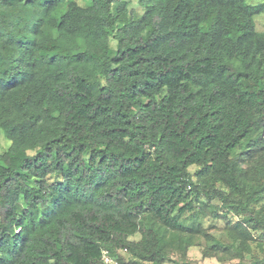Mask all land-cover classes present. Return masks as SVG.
<instances>
[{
	"label": "trees",
	"instance_id": "obj_1",
	"mask_svg": "<svg viewBox=\"0 0 264 264\" xmlns=\"http://www.w3.org/2000/svg\"><path fill=\"white\" fill-rule=\"evenodd\" d=\"M138 4L0 0V264H264V1Z\"/></svg>",
	"mask_w": 264,
	"mask_h": 264
},
{
	"label": "rangeland",
	"instance_id": "obj_2",
	"mask_svg": "<svg viewBox=\"0 0 264 264\" xmlns=\"http://www.w3.org/2000/svg\"><path fill=\"white\" fill-rule=\"evenodd\" d=\"M77 1L82 6H86L89 3V0H77ZM263 1L264 0H247V2L252 5H257ZM138 3L139 0H131L132 8L135 9L136 13L142 14L144 12V8L140 6ZM255 22H256L257 30L259 31L264 30V12L259 13L255 16ZM110 45L112 46V48H115L116 42L112 39ZM0 139L2 141V144H4V140H3L5 139L4 135H2ZM195 169H196L195 166L191 167V171H194ZM225 225H226V220L222 218L215 219L212 217H208L206 223L207 230L215 235H220L221 230L224 228ZM255 235H257V233ZM133 238L139 239L140 235L139 234L135 235ZM205 245L206 244L204 239H198L196 244L188 250L186 260L191 261L195 264H237L240 261L239 258H233L231 254L224 252H219L216 255L205 257L203 253ZM254 255L264 257V254H262L259 249H255ZM172 259H173L172 263L170 262L168 264H176L177 263L176 261L180 262V257L177 254H173ZM247 259H250V255L247 256Z\"/></svg>",
	"mask_w": 264,
	"mask_h": 264
},
{
	"label": "built area",
	"instance_id": "obj_3",
	"mask_svg": "<svg viewBox=\"0 0 264 264\" xmlns=\"http://www.w3.org/2000/svg\"><path fill=\"white\" fill-rule=\"evenodd\" d=\"M104 259H105V261L106 262H108V263H110L112 260L108 257V256H106V255H104Z\"/></svg>",
	"mask_w": 264,
	"mask_h": 264
}]
</instances>
